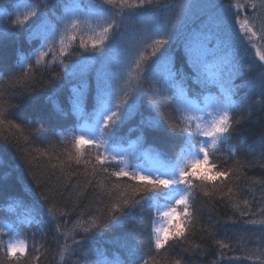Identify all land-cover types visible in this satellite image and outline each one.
Here are the masks:
<instances>
[{"label": "snow or ice", "instance_id": "1", "mask_svg": "<svg viewBox=\"0 0 264 264\" xmlns=\"http://www.w3.org/2000/svg\"><path fill=\"white\" fill-rule=\"evenodd\" d=\"M13 6L14 11H0V75L8 76L25 99L13 103L0 91V127L14 130L17 150L20 139L27 144L39 136L47 143L64 128L62 139L68 146L65 160L55 157L61 166L58 179L66 170L79 172L73 164H83L85 190L93 189L103 208L88 213L87 219L81 213L75 220H60L72 210L59 211L52 203L59 189L49 187L22 215L0 221L2 264H40L48 245H37L35 233L29 243L24 229L36 225L46 236L40 228L45 223L41 212L53 222L58 264H160L153 252L168 251L170 241L183 244L201 223L196 207L201 198L219 196L237 210L241 203L247 206L246 199L234 200L238 194L231 185L239 169L249 166L237 159L243 148L241 134H252L245 124L255 114L264 118V0H178L165 5L163 13L156 0H14L9 8ZM196 8L206 10L205 17L190 24ZM9 38L20 44L19 72L14 75H9L13 67L3 52ZM78 55L82 58L70 59ZM51 64L60 71L50 80L63 78L73 86L66 95L57 93L38 103L35 76ZM242 86L247 88L243 95ZM136 117L138 135L125 147L124 130ZM36 119L54 123L50 131L42 125L35 132L26 128ZM258 143L264 161V132ZM225 146L231 166L220 159ZM49 151L26 153L29 169L41 158L50 162ZM25 183L33 195L41 187ZM9 195L10 186L0 183V199ZM40 201L52 206L44 208ZM145 205L155 216L150 230H138L135 217ZM247 223L264 226V219ZM213 227L200 230L214 239L218 233ZM113 231L107 243L123 250L124 259H109L103 246V238ZM214 242L220 256L230 247L221 239ZM199 247L185 251L200 255ZM245 258L264 264V248Z\"/></svg>", "mask_w": 264, "mask_h": 264}, {"label": "trees", "instance_id": "2", "mask_svg": "<svg viewBox=\"0 0 264 264\" xmlns=\"http://www.w3.org/2000/svg\"><path fill=\"white\" fill-rule=\"evenodd\" d=\"M20 2V0H16ZM160 6V10L163 13L165 5H175L178 0H156ZM203 2V0H201ZM227 3L228 0H225ZM10 4H14V0H0V11H14V6L9 8ZM55 11L59 14V8ZM173 11H175L173 9ZM205 11L200 8L193 9L190 24H199L200 19L205 17ZM233 40L239 43L240 37L233 31ZM20 48L18 40L9 38L4 41L3 52L7 57L9 64L13 67V72L9 75H14L19 72L17 65V50ZM254 56L253 51L250 53ZM90 55V54H89ZM81 56H73L71 60L81 59ZM51 59V57H49ZM60 71V68L56 64H51L47 69H40L35 80V99L38 103H45L47 96H52L57 93H63L66 95L70 91L73 84L69 83L66 79L58 78L50 80V77ZM94 75V73H92ZM237 84L243 85L242 80H237ZM0 91H3L8 97L13 99V103L22 101L25 99L18 86L12 84L8 80V76L1 75L0 77ZM247 91L246 87H241L240 94ZM242 116H247V112L242 113ZM139 117H136L135 122L130 123L124 130L125 145L131 141L136 140L138 133L135 131ZM54 121L47 119H36L31 124L26 125V128L35 132L36 128L41 125L50 131V125ZM264 118H261V114H255L251 117V122L245 124L246 129H250L252 134L244 132L241 134V142L243 148L238 154L237 159L241 163H248V167H242L239 169L235 183L231 185L233 190L238 195L234 197V200H247V206L241 203L240 210L245 211V215H240V210L233 207L232 203L227 199H221L217 196L215 199L201 198L196 207L200 210L201 223L193 229L189 234L188 239L178 245L175 241H170L168 251L162 250L160 255H156L153 252L156 260L160 261V264H171L175 259H182L184 264H260L259 261L254 259H246L245 257L249 253L257 248H264V226L259 224L247 223L250 220L264 219V161L260 158V145L258 143L261 133L264 132ZM71 124L67 126V130L71 131ZM10 131L7 126L0 127V183H4L10 186L11 195L0 199V221L8 222L16 218L17 213L23 214L25 208L30 206L34 202L41 192H46L49 187H56L59 192L56 195V199L52 202L56 205L59 211L72 210L70 217H60V220L70 219L75 220L77 216L84 213V218L87 219L88 213H94L97 209L103 208L100 203L97 194L93 189L85 186L88 182V177L84 175V166H76L73 164V169L79 168V172L72 170H66L61 177L60 162L55 158L60 156L61 160L66 159L67 139H62V135L65 132L64 128H58L56 135L50 136L47 143H41L42 137L33 136L29 143H25L20 139V148L17 150V138ZM27 134V133H26ZM8 137V139H5ZM256 141L257 143H253ZM234 143H236L234 141ZM148 147V144L144 145ZM251 146V147H249ZM49 149V155L52 157L51 161H48L47 157L39 159V161H33L32 168L25 163V154L33 152L34 149ZM33 155H37L33 153ZM27 159L31 160L32 156H27ZM221 160H227L229 166L233 161L229 157L227 152V146H225L224 152L220 155ZM57 165V167H53ZM38 177V180L32 181V174ZM54 173V175H53ZM25 181H29L32 187L35 188L36 184L41 185L36 189L35 195L31 191ZM219 183V181H217ZM80 191V196L77 197L76 192ZM20 203L22 206L18 209H11L9 205ZM44 208L52 206L51 204H45L44 201H40ZM45 223L40 226L43 233L46 236L41 235L40 229L36 225L31 227H25L24 231L28 237L29 243L33 242V233H35L34 240L39 243H47L48 250L44 252L42 250L40 264H58V257L55 256L53 249L55 244L52 242L53 222L50 218L41 212ZM143 217L141 219L140 217ZM155 216L154 211H149L148 206L145 205V210L142 213H137L135 217L136 225L139 229L150 230L151 217ZM212 225L213 230L218 233L214 239L224 240L230 245L228 249H224V255H219L218 246L215 244L214 239L209 237L207 233L202 232L201 227H207ZM125 230H129L127 227ZM187 232V229H186ZM115 235V232H108L103 238L105 243L109 259H112L114 255L119 256L120 259L125 258V253L121 249L113 247L108 244L107 241L111 236ZM79 238V237H77ZM143 240L145 242V251H147L148 234L145 231ZM199 245L200 255H192L191 252L185 251V249H195ZM35 255V253H33ZM147 258V257H145ZM0 264H2V258H0ZM23 264V260L21 262Z\"/></svg>", "mask_w": 264, "mask_h": 264}, {"label": "rangeland", "instance_id": "3", "mask_svg": "<svg viewBox=\"0 0 264 264\" xmlns=\"http://www.w3.org/2000/svg\"><path fill=\"white\" fill-rule=\"evenodd\" d=\"M249 14H251L250 11H249ZM261 50L264 51V46H261ZM253 53H254V51H253ZM125 147H127V146H125Z\"/></svg>", "mask_w": 264, "mask_h": 264}]
</instances>
